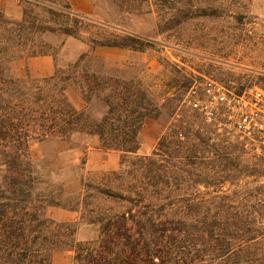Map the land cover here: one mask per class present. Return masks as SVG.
Listing matches in <instances>:
<instances>
[{
	"label": "trees",
	"instance_id": "obj_1",
	"mask_svg": "<svg viewBox=\"0 0 264 264\" xmlns=\"http://www.w3.org/2000/svg\"><path fill=\"white\" fill-rule=\"evenodd\" d=\"M20 1L24 4L21 21L9 20L0 12L7 46L26 48L28 42L34 44L36 36L57 31L81 38L77 28L83 22L78 16H60L46 5L61 0ZM115 1L129 11L151 1L159 7L175 2L188 7L172 14L167 24L214 14L209 10L212 0H202L208 5L195 9L201 0ZM29 4L46 11L47 17L29 11ZM159 17L162 19L161 14ZM88 41L92 49L142 52L149 48L135 36L96 34ZM41 48L33 46L18 55L6 53L5 61L46 56ZM87 57L83 55L65 73L56 72L42 81L3 77L0 71V171L4 173L0 181V264H52L51 252L59 246L49 228L56 224L44 217L29 143L33 139H70L82 133L97 137L103 149L122 154L120 171L103 176L98 185L85 186L87 192L119 204L120 210L106 209L96 215L101 235L95 242L73 246L74 264H264V228L250 226L245 209L247 197L256 198V205L264 199L237 187L239 182L236 197L224 191L229 179H239L228 173L240 172L230 153L218 151L210 140L177 125L162 136L151 155L127 161L141 148L139 132L145 120L161 105L148 100V91L133 81L101 79L82 69ZM60 78L67 83L81 80L83 94H100L107 106L103 118L93 120L76 110L63 90L44 98L43 87L55 88ZM188 88L187 93L191 85ZM255 191L262 193L261 189Z\"/></svg>",
	"mask_w": 264,
	"mask_h": 264
},
{
	"label": "rangeland",
	"instance_id": "obj_2",
	"mask_svg": "<svg viewBox=\"0 0 264 264\" xmlns=\"http://www.w3.org/2000/svg\"><path fill=\"white\" fill-rule=\"evenodd\" d=\"M93 1L91 15L77 14L67 8L69 2L65 0L46 4L60 16L66 13L78 16L83 22L77 28L81 38L66 36L59 31L48 32L36 36L34 44L28 42L26 48H17L6 45L4 31L0 28V71L3 77L42 81L51 76H34L24 68L31 59L51 57L54 74H62L86 55L82 69L101 79L114 77L133 81L136 87L148 91V100L161 105V109H156L145 120L139 132L141 148L137 155L128 156L127 161L136 156L151 155L162 136L180 125L190 134H199L210 140V145L218 151L229 152L230 158L236 161L240 172L228 173L231 176L236 174L239 179H229L225 192L236 197L234 194L240 191L237 187H242L252 196L260 195L264 199V162L228 134L227 129L218 132L215 127L204 124L189 105L191 100L206 99L209 79L233 92L253 85L264 87V0H212L213 8L209 10L214 14L195 15L178 24L167 22L177 10H188L183 3L175 2L168 8L151 1L139 10L129 11L115 0ZM206 5L201 0L194 9ZM26 7L47 17L41 8L31 4ZM163 28L166 29L162 32ZM96 34L104 37L112 34L135 36L148 43L149 48L142 52L103 47L92 49L88 40ZM33 46H42L47 55L17 56L5 61L6 53L18 55ZM61 79L64 78L56 80L55 88L43 87L44 98L63 90L76 110L84 111L93 120L103 118L107 106L100 94H83L79 79L68 83ZM189 85L191 89L187 93ZM54 89L56 91L52 92ZM220 121L227 123L223 114ZM29 155L37 191L44 200V217L59 226L49 228L59 246L51 252L52 264H74L76 253L73 246L95 242L101 235V227L95 223L96 215L106 209L120 210L119 204L99 193L87 192L85 186L98 185L103 176L120 171L122 154L103 149L97 137L82 133L70 139H33L29 143ZM252 171L255 174L251 175ZM3 175L0 171V181ZM256 189L262 190V196L255 193ZM247 200L245 209L251 217L250 226L264 228V203L256 205L254 197H247ZM62 225L66 227L61 228Z\"/></svg>",
	"mask_w": 264,
	"mask_h": 264
},
{
	"label": "built area",
	"instance_id": "obj_3",
	"mask_svg": "<svg viewBox=\"0 0 264 264\" xmlns=\"http://www.w3.org/2000/svg\"><path fill=\"white\" fill-rule=\"evenodd\" d=\"M205 100H191L190 107L207 125L218 132L227 129L243 146L264 162V87L253 85L233 92L229 87L209 79ZM227 123L220 121L221 115Z\"/></svg>",
	"mask_w": 264,
	"mask_h": 264
},
{
	"label": "crops",
	"instance_id": "obj_4",
	"mask_svg": "<svg viewBox=\"0 0 264 264\" xmlns=\"http://www.w3.org/2000/svg\"><path fill=\"white\" fill-rule=\"evenodd\" d=\"M68 2L69 8L77 14L91 15L94 9L93 0H68ZM0 12L9 20L21 21L24 15V4L20 0H0ZM24 68L28 69L32 75L39 77L52 76L55 71L54 61L51 57L31 59Z\"/></svg>",
	"mask_w": 264,
	"mask_h": 264
}]
</instances>
